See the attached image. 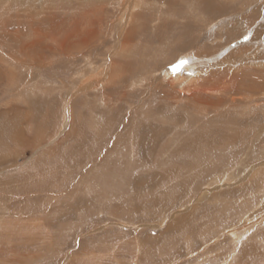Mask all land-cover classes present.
Masks as SVG:
<instances>
[{
    "label": "rangeland",
    "instance_id": "374dc122",
    "mask_svg": "<svg viewBox=\"0 0 264 264\" xmlns=\"http://www.w3.org/2000/svg\"><path fill=\"white\" fill-rule=\"evenodd\" d=\"M207 1L147 0L125 31L115 0L105 13L100 0H0V264H264L263 251L244 259L264 248V1L212 0L242 11L214 25ZM216 32L241 40L212 55L206 81L152 85L184 56L214 53ZM248 45L249 66L229 56ZM153 120L176 125L153 157L131 160ZM199 137L210 149L186 148ZM246 154L258 164L243 166Z\"/></svg>",
    "mask_w": 264,
    "mask_h": 264
},
{
    "label": "bare ground",
    "instance_id": "6f19581e",
    "mask_svg": "<svg viewBox=\"0 0 264 264\" xmlns=\"http://www.w3.org/2000/svg\"><path fill=\"white\" fill-rule=\"evenodd\" d=\"M95 1H98V0H95ZM100 1H102L103 2V4L102 5H98L96 8L99 10H101L103 13H105V11H104V9H103V7L104 6H106V5H108V2H110V1H112V0H100ZM145 1H147V0H145ZM145 1L144 0H115V5H118V7L120 8V12L119 13H121L120 15V18L118 17V19H119V22H120V24H121V30H125V29H127L128 27H129V24L130 23H135L136 22V20L138 19V17H140V15H137V14H134V12L136 11V9L137 8H139L140 10H142V9H144L145 7H146V5L148 4V3H145ZM261 1H264V0H261ZM164 2V1H163ZM159 3V13H160V15H164V13H165V11H164V7L166 6V5H164V3ZM156 5H157V3H156ZM155 5V7H157ZM161 5H163V6H161ZM202 5L204 6L203 7V9L205 10V11H209V13H212L215 9H218L219 10V12H220V15H215V16H217V17H215V16H213V17H215V18H213L214 20L213 21H211L213 24L212 25H214V24H216L220 19H222V18H225V17H228V15L230 16V15H232V14H237V13H240V12H242L241 10H239L238 12H237V10H235V11H228V12H225V13H222L221 14V10H222V6H219V7H216V3H215V1H212V0H210V1H207V2H205V3H201L200 4V7H201V9H202ZM262 6H264V3H263V5ZM155 9V8H154ZM147 10V9H146ZM148 10H150V9H148ZM223 12V11H222ZM117 13V12H116ZM115 13V14H116ZM232 13V14H231ZM213 14H215V13H213ZM119 15V14H118ZM117 15V16H118ZM258 18H260L259 16H258V12H256V10L253 12L252 11V13L250 14V15H248L247 16V20L252 24V25H254V24H256L257 22H258ZM123 19H124V22H123ZM126 24H127V26L128 27H126ZM91 26V25H90ZM92 27V26H91ZM126 27V28H125ZM137 28H131V29H128V31H127V33H126V35L124 36V38L126 39V41H130V40H132V36H133V34L137 31L136 30ZM87 30H89V29H87ZM92 31H93V29H92ZM119 31H120V29H119ZM126 31V30H125ZM89 33V32H88ZM96 33V32H95ZM86 34H87V32H86ZM226 34V37H225V39H222L221 37V35H225ZM262 34H263V32L262 31H256V32H254V34H253V36H254V38L256 39V40H261V36H262ZM118 35L120 36V35H122L121 33H119L118 32ZM215 35H217L219 38V42L217 43V44H215V45H213L214 47V49H217L214 53H206V54H203V55H206V56H198L197 57V59H199V60H193V59H190V58H187V56H184V55H186L189 51H187V52H184V53H182L181 55H179L178 56V58L177 59H179V58H181L182 56H184V57H186V58H183L182 59V61L180 60L179 61V63H177L175 66H168V67H166L165 69H163V76H160V77H158V78H156V79H154L153 80V83H152V85H154V84H157V85H162V84H164L163 83V77L166 75L167 77H165V80L166 79H168V77L170 78L169 80H166V83L169 85V86H174V87H177V86H179V85H187V87L188 88H186V89H190V87L191 86H195L197 83H198V81H206L207 80V77H200L199 75H206L207 73H210L212 70H215V64H213L214 62L212 61L213 59L211 58V57H213L212 55L213 54H215V55H217L218 53H219V50L222 48V50H225L224 48L229 44V43H234L235 41H236V39H237V41L240 39V36L237 34L236 36H233V35H230L228 32H224V33H220V32H216V34ZM215 38H216V36H215ZM230 38H235L234 40H233V42H228L227 41V39L229 40ZM81 40V39H80ZM241 40V39H240ZM264 40V39H263ZM191 44V43H190ZM189 44V41H188V45H190ZM231 45V44H230ZM201 46V45H200ZM200 46H199V48H200ZM255 47H257L258 45L256 44V45H254ZM250 46L248 45V47H241L239 50H237V51H235V52H231V53H229V56H233V57H238L239 58V54L241 53V55H240V58H239V61H242V66L243 65H250V63H249V60L251 59H248V61L246 60V59H244L243 57H244V55L249 51V48ZM197 48H194V50H196ZM192 51V53H193V55H194V52L195 51ZM258 50H259V47H258V49H257V51L256 52H254V55H257V53H258ZM253 55V56H254ZM196 56V55H195ZM229 56H227V57H224V59L219 63L221 66L222 65H224V66H227V65H229L228 63H229V59H231ZM200 58H202V59H200ZM90 61H92V60H90ZM178 61V60H177ZM246 62H248V64H246ZM106 67V66H105ZM263 67V66H262ZM171 68H175V69H180V71H178L176 74H172V72H170L169 71V69H171ZM208 69V70H207ZM101 72H103V70H100V72L99 73H101ZM111 75H113V74H111ZM119 74H117V75H113L112 77H113V79L114 80H118V78H117V76H118ZM104 78H105V76H104ZM107 78H105V80H106ZM111 80V77L109 78V81ZM92 84H93V82L92 83H89V84H87L84 88H81V90L80 91H82L83 89H84V91H85V89H89L90 90V88H93V86H92ZM189 85V86H188ZM186 89H185V91H186ZM195 90H197V88H195ZM81 94V93H80ZM192 96H195V95H192ZM161 98H163V97H161ZM244 109L245 110H247L248 109V107H244ZM153 117V116H152ZM173 118V117H172ZM151 121V120H150ZM243 121V120H242ZM249 121V120H248ZM170 122V121H169ZM143 123V122H142ZM151 123V122H150ZM157 123H159V122H157ZM157 123H156V120H153L152 121V123L151 124H149V125H145L144 127H141V125L135 130V133H134V138H133V140H132V143L130 144V150H129V153H130V157H131V160H134L135 161V159L136 158H138V159H140V160H142V162H143V160L145 159V160H148V158L150 159L151 157H153L154 155H153V153H155V151H157V149L160 147V144H158V140H160L161 141V138L162 137H164V136H168V135H170L171 134V130L173 129V125L172 124H166V123H162L163 124V127H161V126H159V125H157ZM172 123H176V121L174 120H172ZM243 123V122H242ZM250 123V122H249ZM141 127V128H140ZM158 127V128H157ZM159 127H161V128H159ZM167 134V135H166ZM239 138H240V140H241V143H240V140H235V142H236V144H242V143H244L245 142V140H246V137H244V136H239ZM69 140H72L71 138L69 139ZM74 140H76V142H77V139H76V137L74 136ZM161 143V142H160ZM200 144H202L203 145V148L205 149V148H207V149H210L209 147H208V145L209 144H211V141L210 140H207V138H205V137H199V138H197L195 141H193V142H191L189 145V147H186V148H197V146L198 145H200ZM83 144H81L80 145V149H82V147L84 146H82ZM186 145V144H185ZM230 145H232V144H227V145H224V146H230ZM184 146V145H183ZM236 147V145L235 146H233V147H231V148H229V147H227V148H225V149H232V148H235ZM184 148V147H183ZM212 149V148H211ZM224 149V150H225ZM185 150V149H184ZM194 151V150H193ZM235 151V152H234ZM234 151H232L231 153H232V156L234 157V159H236L237 157V155H239V156H241L242 155V153H241V151H239V150H234ZM236 151L238 152V153H236ZM188 153H189V151H188ZM231 155V154H230ZM55 156H59V154H56L55 155V152H51L50 151V154L46 157V159L43 161V162H45V161H48L49 159H53ZM254 159H256V161H257V158H256V154H254V155H251V154H246L245 155V157L242 159V165L243 166H246V164H248V162H254ZM145 160H144V162H145ZM256 169V168H255ZM263 174H264V172H262ZM155 174V173H154ZM165 174V173H164ZM237 173H232L231 175L233 176V175H236ZM240 174H242V172L240 173ZM150 176H151V174H150ZM153 176V175H152ZM160 178H161V176H159ZM148 178V177H147ZM153 178V177H152ZM196 178V177H195ZM230 178H231V176H230ZM150 179H151V177H150ZM262 179H260V176L257 178V180H256V183H259L260 181H261ZM143 184H145V183H143ZM142 182H141V179H139V178H137V180H135V182H133V184H132V189L134 190L133 192H132V195H131V197H133V198H140V196H142L140 193H141V191H142ZM182 184V183H181ZM181 184H180V187H181ZM254 184V183H253ZM261 184H262V182H261ZM260 184V185H261ZM178 186V185H177ZM182 186H183V184H182ZM258 186V185H257ZM256 186V189L258 188ZM262 186V185H261ZM263 186H264V184H263ZM149 188V187H148ZM263 188V187H262ZM177 189V188H176ZM180 189V188H179ZM184 190H185V186H184V188H183ZM255 189V190H256ZM264 189V188H263ZM145 190V189H144ZM254 190V191H255ZM258 190V189H257ZM233 193V192H232ZM232 193H230V194H228L227 195V199H226V201L225 202H227L226 204H228V207L229 208H232V204H235V203H230L229 202V200L231 199V195H232ZM251 193V192H250ZM255 194H257V195H261V194H263L264 195V190H262V189H260L259 191H257V193H255ZM146 195V194H145ZM132 198V199H133ZM160 201H161V199H159ZM163 201V200H162ZM164 202V201H163ZM161 203V202H160ZM166 203V202H165ZM244 204V203H243ZM126 205H128V204H126ZM132 206V205H131ZM242 207V206H241ZM243 208V207H242ZM246 208V207H245ZM244 209V208H243ZM192 217H190V216H188L187 217V219L186 220H183L184 222H186V221H188V219L190 220ZM179 223V222H178ZM174 224V223H173ZM184 225V224H183ZM174 226H176V225H174ZM173 228H177V227H172L171 229H173ZM247 250V253L245 254V258L244 259H248V258H250L251 257V254H253V256L254 257H256V255H259L258 254V252L257 251H260V253H261V251H263L264 252V248H262V249H260V247L258 248L257 246H252V247H250L249 249H246ZM246 250H245V252H246ZM259 256H263V253H261ZM253 257V258H254ZM258 257V256H257ZM254 260V259H253Z\"/></svg>",
    "mask_w": 264,
    "mask_h": 264
},
{
    "label": "crops",
    "instance_id": "0c3cea01",
    "mask_svg": "<svg viewBox=\"0 0 264 264\" xmlns=\"http://www.w3.org/2000/svg\"><path fill=\"white\" fill-rule=\"evenodd\" d=\"M183 58H184V57H183ZM172 125L175 126L176 123H174V124H172ZM187 143L190 144V142H187ZM232 149H234V148H232ZM233 151H234V150H233ZM248 164H249V165H252V164L256 165V164H258V162L256 161V159H254V162H248ZM233 176L236 177V175H233ZM255 176H256V174H255ZM233 179H234V178H233ZM256 180H257V179L255 178V180H254L255 184L252 183V185H255V186L257 185V184H256ZM232 197H233V193H232V195H231V199H232ZM231 199L229 200V202L231 201ZM230 203H234V202L231 201Z\"/></svg>",
    "mask_w": 264,
    "mask_h": 264
}]
</instances>
